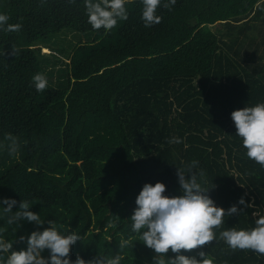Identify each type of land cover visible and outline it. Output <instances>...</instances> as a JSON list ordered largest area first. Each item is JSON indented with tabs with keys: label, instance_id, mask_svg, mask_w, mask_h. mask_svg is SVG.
Returning a JSON list of instances; mask_svg holds the SVG:
<instances>
[{
	"label": "trees",
	"instance_id": "1",
	"mask_svg": "<svg viewBox=\"0 0 264 264\" xmlns=\"http://www.w3.org/2000/svg\"><path fill=\"white\" fill-rule=\"evenodd\" d=\"M0 258L264 264V0H0Z\"/></svg>",
	"mask_w": 264,
	"mask_h": 264
},
{
	"label": "rangeland",
	"instance_id": "2",
	"mask_svg": "<svg viewBox=\"0 0 264 264\" xmlns=\"http://www.w3.org/2000/svg\"><path fill=\"white\" fill-rule=\"evenodd\" d=\"M212 30H213V32H215V33H217L218 31H220V30H222V25L220 24V23H216V24H214V25H212V26H209ZM80 38H81V40L82 39H84V37L81 35L80 36ZM63 40H65V41H73V42H76V40L73 38V36H72V34H69L68 36H64L63 37ZM69 43V42H68ZM47 51V52H46ZM43 52H45V53H49V50H43Z\"/></svg>",
	"mask_w": 264,
	"mask_h": 264
},
{
	"label": "clouds",
	"instance_id": "3",
	"mask_svg": "<svg viewBox=\"0 0 264 264\" xmlns=\"http://www.w3.org/2000/svg\"><path fill=\"white\" fill-rule=\"evenodd\" d=\"M129 264H145L144 261L140 260V259H132L129 261Z\"/></svg>",
	"mask_w": 264,
	"mask_h": 264
},
{
	"label": "snow or ice",
	"instance_id": "4",
	"mask_svg": "<svg viewBox=\"0 0 264 264\" xmlns=\"http://www.w3.org/2000/svg\"><path fill=\"white\" fill-rule=\"evenodd\" d=\"M0 264H6V258H0Z\"/></svg>",
	"mask_w": 264,
	"mask_h": 264
},
{
	"label": "crops",
	"instance_id": "5",
	"mask_svg": "<svg viewBox=\"0 0 264 264\" xmlns=\"http://www.w3.org/2000/svg\"><path fill=\"white\" fill-rule=\"evenodd\" d=\"M254 15V13H252L250 16Z\"/></svg>",
	"mask_w": 264,
	"mask_h": 264
},
{
	"label": "bare ground",
	"instance_id": "6",
	"mask_svg": "<svg viewBox=\"0 0 264 264\" xmlns=\"http://www.w3.org/2000/svg\"><path fill=\"white\" fill-rule=\"evenodd\" d=\"M47 52V51H46Z\"/></svg>",
	"mask_w": 264,
	"mask_h": 264
}]
</instances>
